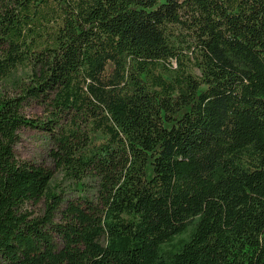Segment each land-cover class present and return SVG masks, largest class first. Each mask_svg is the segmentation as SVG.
<instances>
[{
  "label": "trees",
  "instance_id": "16d2710c",
  "mask_svg": "<svg viewBox=\"0 0 264 264\" xmlns=\"http://www.w3.org/2000/svg\"><path fill=\"white\" fill-rule=\"evenodd\" d=\"M0 264H264V0H0Z\"/></svg>",
  "mask_w": 264,
  "mask_h": 264
},
{
  "label": "rangeland",
  "instance_id": "374dc122",
  "mask_svg": "<svg viewBox=\"0 0 264 264\" xmlns=\"http://www.w3.org/2000/svg\"><path fill=\"white\" fill-rule=\"evenodd\" d=\"M25 113L33 118H43V110L39 105L26 107ZM19 136V142L15 146L18 159L52 167V161L49 157L50 142L43 131L24 128L20 131ZM37 207L39 209L41 206Z\"/></svg>",
  "mask_w": 264,
  "mask_h": 264
}]
</instances>
